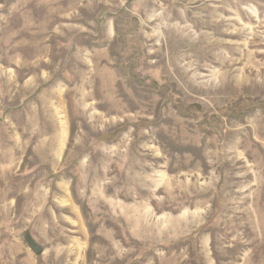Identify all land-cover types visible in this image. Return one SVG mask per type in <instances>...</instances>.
Instances as JSON below:
<instances>
[{
    "label": "rangeland",
    "instance_id": "rangeland-1",
    "mask_svg": "<svg viewBox=\"0 0 264 264\" xmlns=\"http://www.w3.org/2000/svg\"><path fill=\"white\" fill-rule=\"evenodd\" d=\"M0 264H264V0H0Z\"/></svg>",
    "mask_w": 264,
    "mask_h": 264
}]
</instances>
